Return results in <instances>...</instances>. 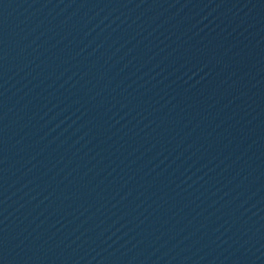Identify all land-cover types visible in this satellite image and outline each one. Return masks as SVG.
I'll use <instances>...</instances> for the list:
<instances>
[{"label": "water", "instance_id": "95a60500", "mask_svg": "<svg viewBox=\"0 0 264 264\" xmlns=\"http://www.w3.org/2000/svg\"><path fill=\"white\" fill-rule=\"evenodd\" d=\"M0 264H264V100L87 0H0Z\"/></svg>", "mask_w": 264, "mask_h": 264}]
</instances>
